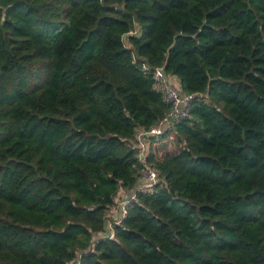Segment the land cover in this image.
<instances>
[{
  "label": "trees",
  "instance_id": "trees-1",
  "mask_svg": "<svg viewBox=\"0 0 264 264\" xmlns=\"http://www.w3.org/2000/svg\"><path fill=\"white\" fill-rule=\"evenodd\" d=\"M157 67L204 98L109 228ZM76 261L264 264V0H0V264Z\"/></svg>",
  "mask_w": 264,
  "mask_h": 264
},
{
  "label": "built area",
  "instance_id": "built-area-1",
  "mask_svg": "<svg viewBox=\"0 0 264 264\" xmlns=\"http://www.w3.org/2000/svg\"><path fill=\"white\" fill-rule=\"evenodd\" d=\"M132 61L136 62L135 56H132ZM140 69L144 73L150 71L145 63L140 65ZM150 74L154 82V88L161 92L163 100L170 105V110L156 125L148 129L139 128L134 138L127 142V146L134 150L136 159L141 164L140 180L134 191L120 189L114 201L115 206L111 210L112 216L108 219L109 228L120 224L126 215L127 207L136 202L137 192L141 194L153 193L158 184L157 172L147 163L149 141H152L154 145L158 143L165 130H170L175 124L182 121L188 115L191 105L195 101H201L204 98L203 94H180L178 92L179 86L175 83L176 78L167 75L162 67L154 68ZM119 198H121V201L117 203ZM109 237H113V234L109 233ZM74 264L79 263L76 261Z\"/></svg>",
  "mask_w": 264,
  "mask_h": 264
},
{
  "label": "rangeland",
  "instance_id": "rangeland-1",
  "mask_svg": "<svg viewBox=\"0 0 264 264\" xmlns=\"http://www.w3.org/2000/svg\"><path fill=\"white\" fill-rule=\"evenodd\" d=\"M124 42L127 44L126 41H124ZM175 83H176V84H179L177 79H175ZM167 150H168V151H171V150H172V146H169V147L167 148ZM119 201H121V198H119V199L117 200V203H118Z\"/></svg>",
  "mask_w": 264,
  "mask_h": 264
},
{
  "label": "crops",
  "instance_id": "crops-1",
  "mask_svg": "<svg viewBox=\"0 0 264 264\" xmlns=\"http://www.w3.org/2000/svg\"><path fill=\"white\" fill-rule=\"evenodd\" d=\"M178 85V84H177Z\"/></svg>",
  "mask_w": 264,
  "mask_h": 264
}]
</instances>
